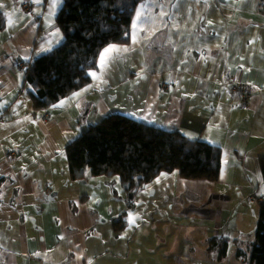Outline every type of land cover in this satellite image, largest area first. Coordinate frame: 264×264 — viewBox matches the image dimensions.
<instances>
[{"label": "crops", "instance_id": "crops-1", "mask_svg": "<svg viewBox=\"0 0 264 264\" xmlns=\"http://www.w3.org/2000/svg\"><path fill=\"white\" fill-rule=\"evenodd\" d=\"M63 3L0 0V264H250L264 204V0H143L130 42L107 45L91 83L44 119L20 64L63 41ZM241 82L247 108L228 93ZM111 113L222 146L219 179L163 172L137 193L136 224L115 231L128 207L119 176L74 181L66 153ZM213 236L229 239L223 260L209 257Z\"/></svg>", "mask_w": 264, "mask_h": 264}, {"label": "trees", "instance_id": "trees-1", "mask_svg": "<svg viewBox=\"0 0 264 264\" xmlns=\"http://www.w3.org/2000/svg\"><path fill=\"white\" fill-rule=\"evenodd\" d=\"M143 0H64L56 16L63 41L36 56L26 68L32 86L31 103L38 111L51 107L91 83L102 50L109 44H128L132 20ZM232 97V96H231ZM70 177L119 176L130 209L135 197L161 173L178 171L184 179L217 181L221 172L222 146L193 139L178 129L158 127L131 116L111 113L91 124L66 147ZM264 178V158L261 159ZM134 205V204H133ZM128 225L118 217L115 231ZM239 245L242 243L236 240ZM229 239H209L211 259L228 256ZM250 264H264V204L259 211ZM244 250L239 247L238 254Z\"/></svg>", "mask_w": 264, "mask_h": 264}, {"label": "built area", "instance_id": "built-area-1", "mask_svg": "<svg viewBox=\"0 0 264 264\" xmlns=\"http://www.w3.org/2000/svg\"><path fill=\"white\" fill-rule=\"evenodd\" d=\"M23 6H27V2H25L23 4ZM32 9H28V11H31ZM22 68H25L28 66V63H21L20 64ZM228 93L230 96L232 97H235L237 98L239 104L242 106V108H247L249 106V102H250V99H251V96H252V90L244 83V82H241V83H236L234 85H232L229 90H228ZM44 115L43 118L44 119H47L49 116H48V113H47V109H43L42 110ZM8 155H16V152L15 151H12L10 153H8ZM251 200L252 202H257V198L256 196H252L251 197Z\"/></svg>", "mask_w": 264, "mask_h": 264}, {"label": "rangeland", "instance_id": "rangeland-1", "mask_svg": "<svg viewBox=\"0 0 264 264\" xmlns=\"http://www.w3.org/2000/svg\"><path fill=\"white\" fill-rule=\"evenodd\" d=\"M63 5V4H62ZM62 7V6H61ZM58 10H60V7H54V13H53V17H55V15H57V11ZM63 35V34H62ZM122 184V183H121ZM112 193H113V190H112ZM131 198L129 197V194H127V197L125 198V202L127 203V206H128V202H129V200H130ZM134 204V205H133ZM132 206H134V208H135V206H136V203L133 201V203H132ZM256 207H258V206H256ZM134 208H132V209H134ZM129 210H131L129 207H127L124 211H123V213H121L120 215H119V217H121V218H123V219H126V218H128L129 217ZM152 226V227H151ZM142 228L143 229H145V231H144V234L145 235H147L150 239L151 238H153V239H155V238H158V236L160 235V231L158 230V227H157V225H144V226H142ZM138 230H140V229H138ZM186 230V228L183 226V227H178L177 228V232L178 233H185L184 231ZM196 232L198 233V229L196 230ZM199 233H204V230H201V231H199ZM139 241V240H138ZM152 242V244H155V242L154 241H151ZM200 243V242H199ZM200 245V244H199ZM135 247H142L141 245L140 246H136V243H135ZM143 252L144 253H147V250L146 249H143ZM137 254H139V253H137Z\"/></svg>", "mask_w": 264, "mask_h": 264}, {"label": "snow or ice", "instance_id": "snow-or-ice-1", "mask_svg": "<svg viewBox=\"0 0 264 264\" xmlns=\"http://www.w3.org/2000/svg\"><path fill=\"white\" fill-rule=\"evenodd\" d=\"M142 19H143V18H142V16L140 15V13H137V20L139 21V20H142ZM209 23H211V22H209ZM107 51H109V50L106 49V52H107ZM92 75L95 76L96 73H93ZM129 223H130V226L136 224V217H134V216H130Z\"/></svg>", "mask_w": 264, "mask_h": 264}, {"label": "flooded vegetation", "instance_id": "flooded-vegetation-1", "mask_svg": "<svg viewBox=\"0 0 264 264\" xmlns=\"http://www.w3.org/2000/svg\"><path fill=\"white\" fill-rule=\"evenodd\" d=\"M91 177H93V176H91ZM86 180H87V179H86ZM132 195H133V194H132ZM132 197H133V196H132ZM117 219H118V218H117ZM117 219H115V220H117ZM115 220H114V221H115ZM114 221H113V223H114ZM128 221H129V219H128ZM127 226H128V225H127ZM127 226H126V227H127Z\"/></svg>", "mask_w": 264, "mask_h": 264}, {"label": "water", "instance_id": "water-1", "mask_svg": "<svg viewBox=\"0 0 264 264\" xmlns=\"http://www.w3.org/2000/svg\"><path fill=\"white\" fill-rule=\"evenodd\" d=\"M132 196H133L132 194H129V197H130V198H132Z\"/></svg>", "mask_w": 264, "mask_h": 264}]
</instances>
